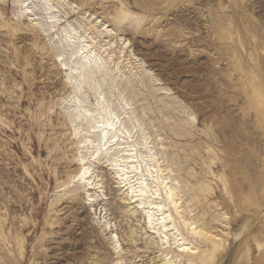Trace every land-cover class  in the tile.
Segmentation results:
<instances>
[{"label":"rangeland","instance_id":"obj_1","mask_svg":"<svg viewBox=\"0 0 264 264\" xmlns=\"http://www.w3.org/2000/svg\"><path fill=\"white\" fill-rule=\"evenodd\" d=\"M50 3L51 11L36 1L24 12L18 0H0V264H167L174 256L115 179L112 152L97 161L94 144L83 143L95 131H74L72 105L79 97L94 109L97 95L88 83L75 91L60 54L63 30L89 34L87 21L116 28L93 44L103 52L101 39L116 40L114 63L94 81L112 108L120 93L129 99L124 121L146 124L188 214L225 241L206 264H264V0ZM118 61L140 72L116 76ZM81 155L90 185L80 180Z\"/></svg>","mask_w":264,"mask_h":264},{"label":"bare ground","instance_id":"obj_2","mask_svg":"<svg viewBox=\"0 0 264 264\" xmlns=\"http://www.w3.org/2000/svg\"><path fill=\"white\" fill-rule=\"evenodd\" d=\"M36 1L42 2L45 9L49 11L54 8L50 3L52 0H18L21 9L24 10V12H29L28 10L32 8L30 7V3ZM127 17L128 14L123 13L122 16L117 18V20L121 21L127 19ZM57 24L58 23L54 21L50 28L55 27ZM84 25L91 31L89 34L86 32L80 34L79 31L72 26H70L69 29L63 30L64 35L62 42L64 43L65 50L60 54V56H62L61 64L71 71L68 76L75 91H80L83 85L88 83L97 95L94 109L87 108V106L82 104L79 97L76 96L78 99L74 105H72L75 106L72 115V122L75 123V133L80 134L81 130L84 129L83 127H85V129L87 128V131H95V138L93 140L84 139L83 143L90 142L94 144L91 148L93 150L91 156L95 157L97 161L104 153L112 152V156L108 158V165L112 170L111 172L114 173V177L118 184L125 188L131 203L136 204V206L142 210L144 214L143 217H145L143 220H146L149 228L159 236L161 245L167 244L170 248V252H174V256L170 258L168 257V255H170L169 253L166 255L164 254L167 264H206L207 258L212 256L210 250L213 252H223V250H225V241H223L218 234L210 231L205 224H199L198 220L188 214V212H191L190 206H184L182 204L183 198L179 192V189H181L180 185L174 183V181H176L174 176L172 178L170 173H166L168 168L162 167L158 154L154 150V147H151L150 145L152 143L150 141L151 136L146 131V124L140 122L137 118L135 121L139 122V124H135V121L132 119L129 120V123L124 121L122 115H129V99L120 93V102L118 105L116 104L117 107L115 105L116 108H112V98H107L108 95L106 96L105 93L101 91L102 84L94 81V76L98 71L108 70L105 66L106 62L110 65L114 63L113 55H116V48L114 47L116 40L110 37L107 42L103 43L104 40L101 39L99 45L103 48V52L97 50L93 44L98 38L112 36L113 31L116 30V28L114 26L109 28L104 24H98L93 21L84 22ZM148 28L149 27H147V30ZM126 44L128 43L123 41L121 46L117 47L121 54L124 52V46ZM73 57H75V65L71 66L69 61ZM128 60L129 62L131 61L130 58H128ZM120 63L121 62L119 61L115 62V66L113 65L111 69L115 72L116 76L128 74L131 77H135L140 72L138 66L133 67V65L130 64H128L129 66H127V64L123 66V68L127 69V72H125L122 70ZM87 75L92 76L90 80L85 79ZM258 95L260 96V94ZM253 99H255L254 96ZM77 120H80V122L76 123ZM138 127L140 131L137 132L138 138H135L136 135L134 132ZM79 160L81 161L80 180L90 185L92 184L91 177L88 176L91 171L90 166L82 163L85 160L84 155H81ZM77 165L78 164H76V167ZM225 179L227 178L225 177ZM227 182L229 183V181ZM115 188L113 187V189ZM208 188V185L203 184V186H201V190H206ZM227 188L229 187L227 186ZM226 193L228 194V192ZM229 193L232 195L230 191ZM194 196L192 195L190 200H193ZM95 213H98V209L95 210ZM106 222L107 226L111 227L109 224H112V222ZM114 239L116 247H119L120 240H118L117 234L114 235ZM194 241H197V243Z\"/></svg>","mask_w":264,"mask_h":264}]
</instances>
